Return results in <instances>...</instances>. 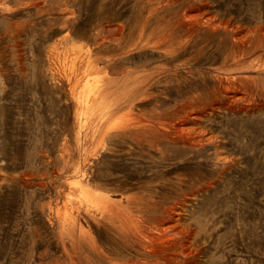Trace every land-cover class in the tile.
<instances>
[{"label": "rangeland", "instance_id": "obj_1", "mask_svg": "<svg viewBox=\"0 0 264 264\" xmlns=\"http://www.w3.org/2000/svg\"><path fill=\"white\" fill-rule=\"evenodd\" d=\"M179 261L264 264V0H0V264Z\"/></svg>", "mask_w": 264, "mask_h": 264}, {"label": "bare ground", "instance_id": "obj_2", "mask_svg": "<svg viewBox=\"0 0 264 264\" xmlns=\"http://www.w3.org/2000/svg\"><path fill=\"white\" fill-rule=\"evenodd\" d=\"M95 65H96V64H95ZM137 206L141 209V206H140V205L137 204ZM137 206H136V207H137ZM160 207H161V206H160ZM126 209H127V208H126ZM173 209H174V208H173ZM168 210H169V209H168ZM168 210H165V211L167 212ZM170 211H171V210H170ZM124 212H125V211H124ZM131 212H132V211H131ZM166 212H165V213H166ZM171 212H172V211H171ZM171 212H170V213H171ZM160 213H161V212H160ZM128 214H129V216L133 217V216L131 215L132 213H128ZM161 214H162V213H161ZM166 214H168V213H166ZM129 216H128L127 214H123V213H122L121 218L123 219V221H124L125 224H132V223H133V222H132V218H130ZM163 216H164V215H163ZM166 216H167V215H166ZM172 216H173V215H172ZM173 217H174V216H173ZM173 217H172V218H173ZM169 218H170V216H169ZM119 219H120V218H119ZM121 221H122V220H121ZM123 221H122V222H123ZM175 221H176V220H175ZM175 221H174V222H175ZM157 222H158L159 226H163V227H164V226H166L167 224L172 223V220H169L168 218H165V217L163 218V217H162V218H159V219L157 220ZM142 223H144V222H142ZM133 224H134V223H133ZM128 226H129V225H128ZM135 226H136V225H135ZM139 226H140V225H139ZM148 226H149V225H148ZM148 226L146 227V224H145V225L142 224V227H143V230H144L143 232H145V230H146V231H149V230L151 229V228H149L150 226H149V227H148ZM155 226H156V225H155ZM159 226H158V228H159ZM171 226H173V225H171ZM171 226H169V227H171ZM137 227H138V226H137ZM151 227H153V226H151ZM175 227H176V225H175ZM123 228H124V226H123ZM135 229H137V228L135 227ZM141 229H142L141 227H138V230H136V232H137V233H141V231H142ZM154 229H155V227H154ZM159 229H160V228H159ZM153 232H154V230H153ZM156 232H157V230H156ZM151 233H152V232H151ZM149 234H150V233H149ZM182 237H183V236H182ZM149 243H150V242H149ZM139 245H142V244H139ZM147 245L149 246L148 242H147ZM152 245H153V244H152ZM142 246H144V245H142ZM145 247H147V246H145ZM145 247H144V248H145ZM149 247H150V246H149ZM142 248H143V247H142ZM152 248H153V247H152ZM150 249H151V247H150ZM144 250H145V249H144ZM140 252H141V251H140ZM159 252H160L159 250L151 249L150 252H147V251H146V253H145V252H144V253H145L147 256L151 257V258H156V259L160 260V259L163 258V257L160 256V253H159ZM162 252H163V251H162ZM141 253H142V252H141ZM166 253H167V252H166ZM162 254H163V253H162ZM162 254H161V255H162ZM164 254H165V253H164ZM164 254H163V255H164ZM138 255H139V254H138ZM140 255H141V254H140ZM173 255H174V254H173ZM178 255H179V254H178ZM165 256H166V255H165ZM165 256H164V257H165ZM173 258H174V256H173ZM163 259H164V258H163ZM167 259H169V257H167ZM158 260H157V261H158ZM157 261H156V262H157ZM163 262H164V260H161V263H163ZM168 262H170V261L168 260ZM171 262H172V260H171ZM189 262H190V261H189ZM164 263H165V262H164ZM166 263H167V262H166ZM148 264H149V263H148ZM159 264H160V263H159ZM169 264H170V263H169ZM173 264H174V263H173ZM177 264H185V263H183V261H179Z\"/></svg>", "mask_w": 264, "mask_h": 264}]
</instances>
